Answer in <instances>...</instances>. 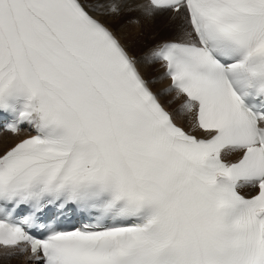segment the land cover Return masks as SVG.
<instances>
[{"label": "snow or ice", "instance_id": "6c2138e0", "mask_svg": "<svg viewBox=\"0 0 264 264\" xmlns=\"http://www.w3.org/2000/svg\"><path fill=\"white\" fill-rule=\"evenodd\" d=\"M0 128V259L264 264V0H0Z\"/></svg>", "mask_w": 264, "mask_h": 264}, {"label": "bare ground", "instance_id": "6f19581e", "mask_svg": "<svg viewBox=\"0 0 264 264\" xmlns=\"http://www.w3.org/2000/svg\"><path fill=\"white\" fill-rule=\"evenodd\" d=\"M128 16H136L139 18L140 22L138 24L126 23ZM168 17V13L158 14L154 18H147L141 16L139 13H128L124 17L113 21L112 26L116 29L117 35L128 44L133 54L139 55L145 49L151 47L154 43L175 35V26ZM164 21H166L167 24L164 23ZM154 67H158V65ZM160 71H162V69H160ZM149 74L155 75L156 73L149 69ZM163 83L166 84L167 80ZM160 86V84L153 85L154 90H158ZM30 131V129H25V134ZM19 138L20 137L18 136L10 134L8 131H1L0 152H2L6 147L11 146ZM249 189L250 188H246L243 191L246 193ZM28 255H30V253L16 255L11 258L5 257L0 259V264H37L35 261L28 260Z\"/></svg>", "mask_w": 264, "mask_h": 264}, {"label": "rangeland", "instance_id": "374dc122", "mask_svg": "<svg viewBox=\"0 0 264 264\" xmlns=\"http://www.w3.org/2000/svg\"><path fill=\"white\" fill-rule=\"evenodd\" d=\"M166 16V15H165ZM164 18V17H163ZM164 20V19H163ZM164 23H166L167 24V22L166 21H164Z\"/></svg>", "mask_w": 264, "mask_h": 264}]
</instances>
